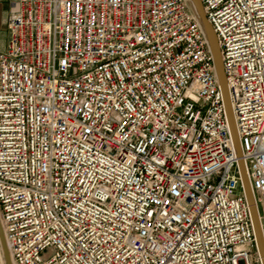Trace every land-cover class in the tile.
Wrapping results in <instances>:
<instances>
[{"label": "built area", "instance_id": "2783aa9c", "mask_svg": "<svg viewBox=\"0 0 264 264\" xmlns=\"http://www.w3.org/2000/svg\"><path fill=\"white\" fill-rule=\"evenodd\" d=\"M13 0L0 221L14 264H264V0ZM0 264H7L0 241Z\"/></svg>", "mask_w": 264, "mask_h": 264}, {"label": "water", "instance_id": "95a60500", "mask_svg": "<svg viewBox=\"0 0 264 264\" xmlns=\"http://www.w3.org/2000/svg\"><path fill=\"white\" fill-rule=\"evenodd\" d=\"M191 2L194 5V7L196 8V12L199 15V20H200V22H201V24H202V26H203V28H204V30L206 32V35H207V37L209 39L210 46L212 48V52H213V55H214V58H215L217 74H218V77H219V80H220V84H221V88H222V91H223V94H224V98H225V96H226L225 83H224L225 74H224V70L222 69V65H221L220 60H219V51L217 49L215 37H214V35L212 33L211 27L208 24V20H207L206 16L203 15V11H202L203 6H202L201 1H199V0H191ZM225 104H226V99H225ZM227 115H228V111H227ZM228 119H229V115H228ZM229 123H230V119H229ZM240 167H241V165H240ZM241 172H242V177H243V182H244V187H245L247 200H248V203H249V206H250V210H251V215H252V220H253V224H254V228H255V232H256L258 246H259V249H260V252H261L262 241H261L260 229H259V226H258V223H257V219H256V211H257V209L255 211V208L253 207L251 196L247 192L242 168H241ZM257 214H258V212H257ZM261 231H262V228H261ZM262 234H263V232H262ZM0 241H1V244H2V248H3V252H4L6 263L7 264H11L10 258H9L8 248H7V245H6L5 237H4L2 226H1V222H0ZM261 255H262V253H261Z\"/></svg>", "mask_w": 264, "mask_h": 264}, {"label": "bare ground", "instance_id": "6f19581e", "mask_svg": "<svg viewBox=\"0 0 264 264\" xmlns=\"http://www.w3.org/2000/svg\"><path fill=\"white\" fill-rule=\"evenodd\" d=\"M199 1H201V0H199ZM194 9L196 11V8L195 7H194ZM202 11H203V15L205 16L204 9H202ZM197 15H198V13H197ZM198 18H199V15H198ZM208 24L211 27L212 33H213V35L215 37L217 49L219 51V60H220V63L222 65V56H221L220 48H219V45H218L217 37H216L215 32H214V30H213V28H212V26L210 25L209 22H208ZM222 69H223V65H222ZM224 83H225V90H226V96H225V99H226V107H227V111H228V115H229V119H230V126H231V129H232V133H233V137H234V142H235L236 149H237V151L239 153V156L241 157L242 156V151H241V147H240L238 133H237L236 126H235V119H234V116H233V109H232V104H231V100H230L228 84H227V81H226L225 78H224ZM240 165H241V168H242V171H243V175H244V180H245V185H246L247 192L251 196L252 203H253V207L255 208V211H256V206H255V203H254V198H253L252 190H251V187H250V183H249L248 178H247V175H246V170H245L244 162L241 161L240 162ZM256 219H257V223H258V226H259V229H260V233H261V241H262L261 253H262V257L264 259V237H263V234H262V231H261V226H260L261 224H260V221H259V217H258L257 211H256ZM1 226H2V223H1ZM2 230H3L4 237H5V233H4L3 226H2ZM5 241H6V238H5ZM6 245H7L8 252H9L10 262H11V264H14L13 263V260H12V257H11V253H10V249H9V246H8L7 241H6Z\"/></svg>", "mask_w": 264, "mask_h": 264}, {"label": "crops", "instance_id": "0c3cea01", "mask_svg": "<svg viewBox=\"0 0 264 264\" xmlns=\"http://www.w3.org/2000/svg\"><path fill=\"white\" fill-rule=\"evenodd\" d=\"M13 0H0V51H4L9 40L8 20Z\"/></svg>", "mask_w": 264, "mask_h": 264}]
</instances>
